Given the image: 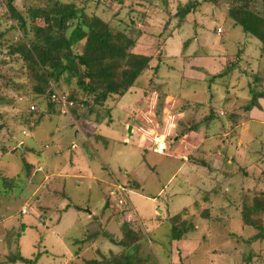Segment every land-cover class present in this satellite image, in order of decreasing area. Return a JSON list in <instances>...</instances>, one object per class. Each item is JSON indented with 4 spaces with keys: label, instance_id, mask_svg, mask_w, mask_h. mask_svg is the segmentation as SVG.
Returning a JSON list of instances; mask_svg holds the SVG:
<instances>
[{
    "label": "rangeland",
    "instance_id": "rangeland-1",
    "mask_svg": "<svg viewBox=\"0 0 264 264\" xmlns=\"http://www.w3.org/2000/svg\"><path fill=\"white\" fill-rule=\"evenodd\" d=\"M186 1L170 0V5L175 11L179 2L185 3ZM223 1H219L223 7L204 4L201 8H196L197 12L190 13L186 21L180 27L175 28L172 36L166 40L160 79L168 74L176 77L180 70L178 59L182 54V57L192 53L201 58L221 57L226 54H236L239 43H245L247 45L241 49L242 54L246 53L249 58H258L260 49L258 42L243 34L240 27L233 26L223 20L224 12L227 10ZM236 3L238 4L239 0ZM128 4L130 2L121 8L118 17L112 20V24L123 27L124 22L131 21L130 25L142 29L144 22L142 14L147 15L148 12H144L143 7L138 6L135 2H132L131 6ZM15 5L19 9L23 8V0H16ZM249 5L250 9L256 13L261 14L264 10V0H252ZM98 7V12L103 18H111V13L117 10L116 6H113L111 9L114 10L110 11L106 6ZM128 7L132 10L129 11ZM156 8L154 12L152 11L154 16H150L146 20L150 26L154 27V30L162 28L166 20L169 19V15L160 10L161 7L156 6ZM4 24L9 23L4 22ZM175 25L176 20H172L169 24L170 27H175ZM218 27L223 30L221 35L217 34L216 28L218 29ZM151 31L152 28L147 32ZM185 41L189 44H187V48H183ZM156 48L155 41L144 40L133 51L154 55L156 58V54H158ZM260 64L261 70L264 72V57L260 59ZM168 66L173 68L168 69ZM7 71L0 70L3 74L8 73ZM210 76L207 75L205 82H183L181 94L187 99H194L199 103H206L211 99L212 105L226 108L227 105L221 102L220 98L229 101L232 98L233 88L226 87L229 89L227 91L219 79L210 83L208 80ZM17 80L25 83L23 77ZM144 80H146L145 75L139 76L136 83L140 88L134 89L143 91L141 88L145 85ZM193 87L195 94L189 90ZM170 89L174 90V87L171 86ZM54 90L63 92L64 88L56 86ZM0 95L8 100L5 103H0V124L3 127L0 133V264H28L22 262L20 256L31 259V264H82V259H76L73 253L78 249V245L75 244L88 245L89 242H81L85 239V234L90 231L89 224L86 225L85 222L84 211L86 213L92 211L99 216L102 204L105 206L106 199L111 196L105 206L107 210L104 211L108 212L109 219L117 220L121 231L125 230L124 226H127V221L124 220V215L118 217V210L120 212L122 207L116 203L115 196L110 193L116 190V185L119 183L130 186V179L138 182V187L129 191V199L138 216L129 224L151 237H154V234H159V237L165 240V234L169 228V225L164 223L160 225L159 217L154 214V210L161 211L160 216L166 220L177 214L183 206L192 204L190 200L193 199L192 196L194 197L192 193L196 192L194 183L197 181H186L182 171H176L179 163L169 162L164 155L154 153L151 149H139L134 136L129 138L128 142L123 140L128 136V130L121 122L122 119L125 120L124 113H127L128 108L131 107L130 104H127L126 99L129 95L126 94L122 100L110 102L112 121L103 122L95 130L97 134L104 135L107 141L103 142L99 138L98 140L96 138L86 140L83 137L86 140L83 145H81L84 141L81 139V134L75 130V127L78 126L82 131L80 121L74 119L71 111L76 107L75 104L67 112H63L62 107L55 105L53 113H50L31 132L20 124L21 117L25 115L24 108L28 105L27 94L5 88L4 80L0 77ZM23 95L27 97L23 98ZM20 97L23 99H19ZM16 100L20 102V105L16 103ZM45 107L46 102L41 108L45 110ZM156 121V118L155 121L152 118L150 127L155 126L156 128ZM81 122L83 121L81 120ZM131 123L136 125L134 122ZM86 124L92 126L89 122ZM250 126L264 135V125L253 121ZM150 132L164 134L159 128L151 129ZM149 136L151 137L152 134ZM142 141L143 146L146 147L145 142L148 141L145 138ZM21 143L24 151L17 147ZM74 143L76 146L71 149ZM258 144L257 142L256 145ZM167 150L170 151L172 148ZM253 152L249 156V160L259 157L256 150ZM23 158L37 164L33 168V174H35L37 166L42 165L45 168L43 172L54 173L57 176L47 179L44 177L42 181L45 183L41 190H35V187H33L34 190L29 188L24 179ZM15 177H20L21 181H14ZM1 178H6L10 183L3 182ZM54 178L60 182V184L57 183L58 186L55 185ZM233 183L234 186L232 184V186H223L224 188L220 189L217 188L218 184L210 186L207 182L201 189V192H205L204 186L216 189L214 192L216 194H213L211 199L212 205L217 207L216 210L222 209L220 217L233 215L235 211L233 207L232 211L227 202L234 200L235 197L240 200L243 193L238 192V188L245 190L247 186H251L249 182L242 184L236 181ZM261 185L260 179L258 184L255 182V185L251 187L252 190L255 189L252 192L260 189ZM8 186L11 187L7 188ZM200 187H196L197 191ZM51 190L55 195L47 194ZM182 192L187 193L182 194ZM40 193H45V195L39 196ZM169 194L172 196L169 197ZM167 203H170L167 207L168 210H166ZM206 204L208 203H204V206ZM34 206H37V209ZM214 206L208 207L207 211L210 215L212 213L215 216ZM192 208L194 215L189 218L195 228L184 236L185 242L182 243L181 249L176 248L173 243L175 247L172 252L173 263L242 264V251H247L248 247L241 243L240 237L249 238L255 233L254 228L242 225L240 219L233 216L231 221L224 218H220V221L216 220L217 222L211 218L207 220L200 214L202 208L197 210L196 207ZM114 223L112 222V225ZM112 225L110 224L109 228ZM111 231L117 236H121L115 226ZM111 236L116 238L114 234ZM143 243L146 250L150 248L148 241ZM113 245L107 237H104L96 241L95 246L99 253L105 254L110 250L119 251L118 247L115 245L113 247ZM252 247L255 252L259 251V243H254ZM83 254L82 256L89 257L91 253ZM250 264H264V255L253 258Z\"/></svg>",
    "mask_w": 264,
    "mask_h": 264
},
{
    "label": "trees",
    "instance_id": "trees-1",
    "mask_svg": "<svg viewBox=\"0 0 264 264\" xmlns=\"http://www.w3.org/2000/svg\"><path fill=\"white\" fill-rule=\"evenodd\" d=\"M15 1L0 0V70H8L6 74L0 72V77L4 80L5 88L26 93L28 96V105L24 108L25 115L21 117L20 124L33 132L50 113H53L54 106H59L51 101V93L57 86L64 88L63 92L76 105L71 110L72 115L80 121L85 135L97 140L103 139V136L95 132L96 128L103 122L112 121L110 102L125 95L137 78L146 71L151 69L154 77L157 76L165 57L166 40L172 36L175 28L180 27L190 13L197 12L196 8H201L204 4L223 7L219 3L220 0H187L185 3L179 2L175 11L170 5V0H23V8L19 9ZM236 1H223L227 8L223 20L240 27L243 34L258 42V58H249L246 53L243 55L241 49L247 44L239 43L238 52L222 56L225 60L223 68L218 73L209 74L211 76L208 80L213 83L219 79L225 88L239 85L247 96L240 108L248 112L259 105L260 98H264V72L260 64V59L264 57V10L261 14L252 11L249 5L252 0H239L238 4ZM127 2H130L128 6L135 2L143 7L144 12H148L147 15L142 14V29L130 25L131 21L124 22L123 27L112 24V20L118 17L119 11ZM102 5L106 6L108 11L114 10L111 9L113 6H116L117 10L111 13V18H103L98 12V6ZM156 6L161 7L160 10L167 13L169 19L162 28L154 30L146 20L154 16L152 11L154 12ZM131 10L132 8L129 11ZM172 20H176L175 27L169 26ZM4 22H8V26ZM151 28L152 31L147 32ZM144 40L157 43L156 58L154 55L133 51ZM187 44L185 41L183 48H187ZM20 77L24 78L25 83L17 80ZM153 78L144 89H154ZM22 97L19 99L22 100ZM7 101V98L0 95V103ZM184 101L180 109L192 113L190 116H184L179 122L178 136L195 130L201 123L208 122L214 116L210 103H196L193 107H188L189 102ZM44 102L45 110L41 108ZM16 103L20 105V102ZM31 106H34V109H30ZM201 107L209 109L205 116L197 118L195 114L192 115ZM229 119L233 123L232 128L236 129L251 118L234 111L230 112ZM86 122L96 125L91 128ZM2 128L0 124V133ZM22 143L17 147L24 151ZM23 164L26 178L37 164L25 158ZM44 169L39 165L35 171L43 172ZM15 178L14 181H21L20 177ZM1 180L10 183L6 178ZM262 185L255 192H252L255 189L247 186L242 192L243 197L240 198L241 220L244 225L255 230L249 238L240 237L241 243L248 247L247 251H242V264H250L253 258L264 255ZM110 197L106 199V205ZM207 199L204 197L205 201ZM200 204L198 200H194L190 206L164 220L163 223L169 225L165 240H162L159 234L151 237L128 223L117 239L105 230L90 234L81 242L104 236L117 246L119 251L110 250L107 254L98 252L99 258L87 260L88 264H174L171 260L173 243L183 240L190 230H194L195 225L189 217L194 215L192 207L197 210ZM123 212V208L120 212L118 210L117 216L121 217ZM200 214L207 220L211 217L207 208L202 209ZM215 220L221 219L219 217ZM146 241L150 244L147 250L143 243ZM254 243H259L257 252L253 250ZM20 260L28 264L32 261L21 256Z\"/></svg>",
    "mask_w": 264,
    "mask_h": 264
},
{
    "label": "crops",
    "instance_id": "crops-1",
    "mask_svg": "<svg viewBox=\"0 0 264 264\" xmlns=\"http://www.w3.org/2000/svg\"><path fill=\"white\" fill-rule=\"evenodd\" d=\"M222 33V29L220 32H217L218 35H221ZM182 56L183 54L180 55L178 59L180 70L179 73L176 74V77L168 74L165 75L163 79H160L161 68L159 69L156 77H154L153 75V70L150 69L146 71L145 74H143L145 75L146 79L143 81L145 85H143V88H141L143 89V91L134 89L140 88L139 85H137V83L135 82V84L126 93L127 95H129L126 98L127 104H130L131 107L128 108L127 113H124L125 120L122 119L121 124L126 129L131 126V135L128 134V136L124 137L123 140L125 142H128L129 138L134 136L136 137L137 147L142 150H147L151 148L149 147L148 142H145L147 145L146 147L143 146L139 128L144 127L147 128L148 131L150 129L159 128L160 130L165 132V134L168 136L167 149L172 148V150L168 151L166 149L164 153L157 154L164 155L166 157V160L169 162L179 163L176 171H182L186 181H197L196 183H194V190H196V192L192 193L194 197L192 196L193 199L190 201L193 203L194 200L199 199L198 201L203 204H200L199 209L208 207L211 208V206H214L212 205L213 202L211 198L213 194H216L214 193L216 192V189L214 187L205 188L204 186L205 192H201L204 183L209 182L210 186L218 184L217 188L220 189H223L227 186L229 187L230 185L232 186V184L234 186L235 184L233 182L236 181H239L242 184L244 182L251 183V186L248 187H253L255 185V182L260 179L261 183H264V135L262 133H258L257 131H255V128L250 126L253 121L264 125V98H260L259 105L253 107L250 111H243L241 110L240 106L247 99L246 92L239 88V85L235 86L232 89V98L229 101H226L222 97L220 98L221 102L227 105L226 108L216 107L212 105L210 102L211 99L209 98L210 100L205 104H211L214 114L213 118L208 122L201 123L195 130L188 131L187 133L178 136L179 122L181 121V119H183L184 116H190L192 113L185 111L183 108L180 109L182 107L183 101L185 100L189 102L190 105H188V107H193L196 103H199L194 99H187L181 94L184 86L182 85V83H194V81L205 82L208 74L218 73L219 71H221L225 64V60L222 56V58L220 56L201 58L200 56H195L194 53L188 54L184 57ZM169 68L173 67L168 66V69ZM152 78L154 79L155 83L153 84L154 89H144L149 84V80ZM171 86L174 87V90L170 89ZM194 89L195 88L193 87L189 90L194 93ZM126 94L114 101L122 100V98L125 97ZM186 104L187 103H185V105ZM208 111L209 109L207 107H201L199 111H197V113L193 112L192 115L195 114L197 118H200L205 116ZM234 111L239 112L240 114L247 115L251 119H249L248 121H244L243 123H241V125L237 126L236 129H233V123L229 119V114L230 112ZM169 116H172L171 120H168ZM152 118L153 121H155V118L157 119L156 128L155 126L150 127V121H152ZM147 119L149 120V122H147ZM131 122H134L136 125L134 126ZM166 122H168L167 126ZM95 125L96 124H92V127H94ZM75 130L77 133L79 132L81 134L82 140H84L83 137L86 140L91 138L87 137L83 130H79L78 126L75 127ZM101 136H103V142L107 141L104 135ZM86 140H84L81 145H83ZM257 142L259 143L258 145H256ZM75 146V143L72 144L71 149H73ZM252 149L253 151L256 150L259 154V157H256L257 159L255 160H249V156L254 153ZM33 173L34 170L32 168L30 174L24 179L28 184L27 186L29 188L35 187V190H41V188L44 186L45 181H42V178L45 177L44 179H47L51 176H57V174H46L42 171H35V174ZM54 180L56 181L55 185L58 186L60 182L57 181L56 178H54ZM130 182L131 187H129V189L130 191H133L134 188L138 187V182L134 181L133 179H130ZM197 186L200 187V189L198 188V191L196 188ZM262 188L264 189V185H262ZM52 192L53 190L47 192V194L55 195V193ZM238 192L242 193L244 192V190L238 188ZM185 193L187 192H182V194ZM41 195L44 196L45 193H40L39 196ZM171 196L172 195L169 194V197ZM204 197L208 198L206 200L208 204H206L205 206L204 203H206V201L204 200ZM227 203L230 205L229 207L231 209L233 207L234 211L237 213L234 212L233 215L220 217V212L222 209L218 211L216 210L217 207L214 206L215 209L213 212H215L216 215L214 216L212 215V213L210 215L209 213V215L211 216L210 218H214L215 220L220 217L226 219L227 221H231L233 220V217H237L240 219L242 225H244L241 220L240 200L238 199V197H235L234 200H230ZM168 204L170 203L166 204V210H168ZM188 206L189 205L183 206L180 211ZM36 207L34 206L35 209H37ZM105 208L106 207L102 204L101 213L99 216L97 214H94L92 211H89L87 213L84 211V213L86 214L85 222L86 225L89 224L88 229L90 230L87 234H85V238L99 230H105L110 234H114V237H116L114 239L119 238V236L112 232L111 229L115 226V228L118 229V232L122 233L121 226L120 224H118L117 220L109 219L108 212L104 211L107 210ZM154 214L159 217V223L161 225L165 219L160 216L161 211L158 212L154 210ZM112 222L115 223L112 225ZM215 222L217 221L215 220ZM110 224L112 226L109 228ZM101 238H104V236H98L92 240H87L89 241L88 245H84L83 243L75 244L78 245V249H76L73 253L76 259L81 258L82 264H88L87 260L99 258V253L95 245L96 241L100 240ZM74 242H76V240H74ZM184 242L185 240L175 242V247H179L181 249L182 243L184 244ZM113 247L115 246L113 245ZM175 247L173 246L174 249ZM85 252H90V256H82ZM105 254H107V252ZM171 260L173 263V253Z\"/></svg>",
    "mask_w": 264,
    "mask_h": 264
},
{
    "label": "built area",
    "instance_id": "built-area-1",
    "mask_svg": "<svg viewBox=\"0 0 264 264\" xmlns=\"http://www.w3.org/2000/svg\"><path fill=\"white\" fill-rule=\"evenodd\" d=\"M217 31L220 32L221 28H218ZM51 101L58 103L59 106L62 107L63 112H67L69 108L73 107V102L68 99L67 95L58 90H54L51 93ZM31 109H34V106H31ZM171 118L172 116H169L168 120H171ZM147 122H149L148 119ZM167 125L168 122H166V126ZM150 130L148 131L147 128L140 127L139 132L141 133V139L145 138L148 141V145L153 152L164 153L167 149V135L165 132L164 134L151 133ZM149 134H152V136L150 137ZM129 191L130 189L128 185L119 183L116 185V190H113L110 193L115 196L116 203L124 209V220L127 221L128 224L129 222H133V220L137 219L135 209L129 199Z\"/></svg>",
    "mask_w": 264,
    "mask_h": 264
},
{
    "label": "water",
    "instance_id": "water-1",
    "mask_svg": "<svg viewBox=\"0 0 264 264\" xmlns=\"http://www.w3.org/2000/svg\"><path fill=\"white\" fill-rule=\"evenodd\" d=\"M128 134L131 135V126L128 127Z\"/></svg>",
    "mask_w": 264,
    "mask_h": 264
}]
</instances>
